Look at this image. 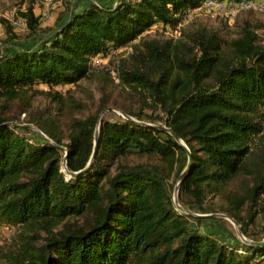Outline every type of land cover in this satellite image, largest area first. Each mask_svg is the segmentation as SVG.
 I'll return each instance as SVG.
<instances>
[{
  "label": "trees",
  "instance_id": "1",
  "mask_svg": "<svg viewBox=\"0 0 264 264\" xmlns=\"http://www.w3.org/2000/svg\"><path fill=\"white\" fill-rule=\"evenodd\" d=\"M203 1L112 0L79 12L69 2L51 27L41 26L31 1L18 12L23 35L0 18V225L18 227L1 264H264V245L202 229L226 221L176 209L170 180H178L188 154L153 127L170 129L191 153L179 205L226 214L259 243L250 230L260 218L264 237V43L249 22L229 40L202 26L180 29L177 38L141 37L154 25L176 30ZM31 40L29 48L19 44ZM127 46L114 77L95 66L94 58ZM115 80L137 98V112L120 107L137 121L104 116L89 168L66 179L59 147L68 152V171L87 167L100 113L119 107L107 93ZM80 81L99 86L94 112L73 91H52L80 88ZM36 95L51 107H34ZM20 124H33L54 144ZM134 157L145 162L130 164Z\"/></svg>",
  "mask_w": 264,
  "mask_h": 264
},
{
  "label": "rangeland",
  "instance_id": "2",
  "mask_svg": "<svg viewBox=\"0 0 264 264\" xmlns=\"http://www.w3.org/2000/svg\"><path fill=\"white\" fill-rule=\"evenodd\" d=\"M33 1V11L34 14L39 17L40 24L42 27H51L55 23L57 17L66 9V3H71L74 12H79L83 8L89 5L90 2H93L97 5L101 6H110L112 0H0V18L6 19L11 24V19H16L20 25L13 26L14 31L18 35H23L26 30L24 27L23 21H21L18 17V12L23 11L29 2ZM206 0H204L199 5L189 9L186 11V14L183 15L182 22L178 25L176 30H168L165 31L161 28L160 25H154L149 30L145 31L142 36H154L156 35L162 39H169V38H177L180 34V29H191L197 26L206 27L208 29L216 30L220 36L225 39L229 40L235 38L239 31V27L242 26L245 22H249L252 25L253 30L259 36L260 42L264 43V12L259 9V4L254 3L253 10H244L242 8L246 7L245 5H241L242 2H246L247 0H216L223 3L224 5H218V7H203V4ZM251 2L263 1V0H249ZM235 5H233V4ZM225 6L224 8H221ZM199 7V8H198ZM198 8V9H196ZM4 38V31L2 26L0 25V39ZM139 40L136 39L134 43H137ZM36 43L35 40L27 41L19 43L24 48H29ZM130 52L129 46L120 48L118 50H113L108 53L106 57H96L94 58L95 66H105L111 72V76L114 77V68L116 65V61L119 57L126 56ZM80 88H77L76 85H65L59 86L52 91H57L63 95L66 94L67 91H73L72 96L78 100H82L88 105V112H94L97 109L101 92L97 83H85L83 81L78 82ZM38 91H48V87L45 85H39L35 87ZM107 93L110 98V102L116 103L119 107H109L108 109H112L111 111H106L102 118L105 117L108 121H114L117 118H124L120 113L123 111L120 107L131 109L135 112L138 111L140 108L139 102H137V98L134 96L129 95L127 91L122 90L118 86V81H114L107 89ZM89 95H92V98H89ZM34 107H37L40 111L46 110L50 106L49 99L44 97L43 95H36L34 98ZM103 112V111H102ZM101 112V113H102ZM100 113V115H101ZM149 114V112L146 111ZM99 115V116H100ZM125 119V118H124ZM133 121H137L134 118H131ZM25 115L21 116V121H25ZM62 122H66L65 118L62 119ZM23 125L31 126V131L35 132L36 134L41 133V131L34 126L33 124H20L21 127ZM63 123L60 125L62 126ZM264 125V124H263ZM62 130H65V127L62 126ZM20 134L24 135L30 140H35L36 137L34 134L29 132L20 131ZM40 135V134H39ZM42 136V135H40ZM43 137V136H42ZM47 138V137H43ZM48 139V138H47ZM46 139V140H47ZM185 145V144H184ZM186 146V145H185ZM66 150V149H65ZM64 152V151H63ZM65 153V152H64ZM65 156V155H64ZM130 164H137L145 162L144 159L132 158L128 161ZM61 172L64 174L66 179H69L71 176L65 173L63 168V164L61 167ZM177 181L173 182V179L170 180V184H173V195H174V188L177 184ZM216 201V200H215ZM177 209V208H176ZM178 210V209H177ZM179 212H182L178 210ZM220 215H226L222 213H216ZM199 215V214H198ZM209 215V214H208ZM228 216V215H226ZM230 217V216H229ZM222 219V218H219ZM225 222L224 227H219L217 224L212 222H207L203 226V230L213 233L221 237L222 239L230 241L236 237L239 239L237 234V227L229 220L222 219ZM262 224V220L260 218L257 219L255 227H252L250 233L254 235L255 238L258 239L259 242L264 240V237L259 233V228ZM240 226V225H239ZM18 233L17 226H9V225H0V255L4 254L5 252L11 251L14 249L15 238L16 234ZM245 238V237H244ZM246 241H250L249 239L245 238ZM240 240V239H239ZM241 241V240H240ZM251 242V241H250ZM1 262V260H0ZM1 264V263H0Z\"/></svg>",
  "mask_w": 264,
  "mask_h": 264
},
{
  "label": "water",
  "instance_id": "3",
  "mask_svg": "<svg viewBox=\"0 0 264 264\" xmlns=\"http://www.w3.org/2000/svg\"><path fill=\"white\" fill-rule=\"evenodd\" d=\"M112 109H106L105 111H103L101 113V115L99 116V119H98V124H97V128H96V132H95V135H94V142H93V153H92V156H91V159H90V162L88 163L87 167L80 171V172H77V173H72L70 171L67 170V165H66V159H67V156H68V152L65 150V148L63 147H59L61 150H63L65 152V156H64V162H63V168L65 170V173L69 176H76L78 174H81L83 172H85L91 162L93 161L94 159V156H95V153H96V150H97V146H98V137H99V124H100V121L102 119V116L104 115V113L106 111H111ZM125 119H128V120H132L130 117L126 116L125 114L123 113H120ZM23 127L25 128H31V129H35V128H32L31 126H28V125H23ZM154 128H157V129H160L162 131H165V132H168L169 134H171L173 136V138L175 139V141L177 143H179L183 148H185V150L187 151V154H188V164L186 166V168L183 170V172L180 174L179 178H178V181H177V184L174 188V195H173V201H174V204L176 206V208L188 215H191V216H194V217H205V218H222V219H226V220H229L231 221L236 227H237V234H238V237L239 239L243 242V243H246V244H251V245H264V240L262 242H259V243H255V242H250V241H246V239L244 238L242 232H241V227L237 224V222L232 219L231 217L229 216H226V215H220V214H210V215H198V214H192L186 210H184L178 203V199H177V196H178V190H179V186H180V183L181 181L185 178V176L187 175L189 169H190V166H191V153L190 151L188 150V148L184 145V143L182 141H180V139L174 135L172 133V131L170 129H166L164 127H157V126H153ZM40 135H42L43 137H45L42 133L38 132ZM47 139V138H46ZM51 144H54L52 141H50L49 139H47Z\"/></svg>",
  "mask_w": 264,
  "mask_h": 264
},
{
  "label": "built area",
  "instance_id": "4",
  "mask_svg": "<svg viewBox=\"0 0 264 264\" xmlns=\"http://www.w3.org/2000/svg\"><path fill=\"white\" fill-rule=\"evenodd\" d=\"M254 3H258L259 4V9L264 12V0L263 1H257V2H251L249 0H247L246 2H242L241 5H245L246 7L242 8L244 10H253L254 6L251 7V5H253ZM226 3L220 2V1H216V0H206L205 3L203 4V7H218V5H224ZM233 4V3H232ZM235 5V4H233ZM225 6H222L221 8H224ZM199 8V7H198ZM196 8V9H198ZM253 8V9H252ZM11 24L13 26H19L20 23L16 20V19H11Z\"/></svg>",
  "mask_w": 264,
  "mask_h": 264
}]
</instances>
